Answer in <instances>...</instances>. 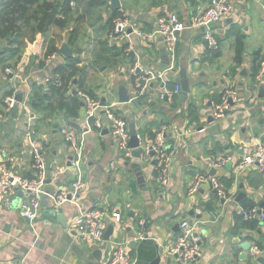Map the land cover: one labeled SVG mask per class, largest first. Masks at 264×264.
I'll list each match as a JSON object with an SVG mask.
<instances>
[{"label": "crops", "instance_id": "obj_1", "mask_svg": "<svg viewBox=\"0 0 264 264\" xmlns=\"http://www.w3.org/2000/svg\"><path fill=\"white\" fill-rule=\"evenodd\" d=\"M86 1L70 5L68 16L73 18L66 16L69 22L66 27L54 28L50 35L59 36V50L67 45L76 56L75 49H79L77 56L83 65L91 61L92 50L99 47L95 46L94 38L101 37L103 47L126 49L121 57H111L112 68L102 66L87 71L84 89L100 103L97 115L108 106L127 123V131L130 124L135 125L140 147L144 150L154 144L157 133L166 132L167 142L174 149L170 185L160 189L155 165H151V158H146L147 190L137 185L131 189V152L117 148L104 118L107 134L98 133L87 118L82 102L77 116L65 117L62 113L45 118L33 112L35 136L27 135V116L15 96L19 92L22 100L29 101L36 88L46 92L49 87L46 80L52 78L50 65L55 62L45 61V66L40 67L43 45L49 35L39 34L34 42L27 44L14 70L3 72L0 67V114L3 116L0 154L14 173L33 179L30 145H38L45 161L46 181L50 182H45L43 187L38 222L28 223L21 217L18 208L21 193L16 194L8 208L0 207V264H103L120 243L127 244V253L135 259V264H151L155 259L154 248L147 247L144 240L132 247L141 232V224L143 236L162 248L158 264H175L170 250L181 235L179 223L182 220L201 222L197 234L202 254L195 264H260L257 259H264V222L243 221L238 211L254 206L264 208V176L255 168L238 172L235 163L264 144V99L259 97V91L264 89V73L256 84L264 62V0L234 2L229 16L213 25L216 56L214 50L205 45L201 30L180 33L175 45V71L167 76L165 87L158 81L149 82L142 96L130 70L140 68L141 73L151 74L165 70L169 56L163 39L134 34L129 39L115 38L112 33L100 29L114 13H111L112 0H103L104 7L91 12L83 8ZM117 1L120 9L115 12L120 13L119 18L130 20L144 35L155 31L160 16L175 14L187 22L204 11L210 2ZM78 17L82 18L74 22ZM73 29L77 30V40L71 46L69 38ZM237 39L242 43L239 63L235 62ZM4 46L5 42H1L0 54ZM181 67L187 70L190 93L184 98L180 89L170 100L161 99L167 84L171 90L179 86L176 81ZM255 67L259 68L257 73ZM229 88L236 90L237 105L245 112L240 111L222 122L214 121L211 105ZM8 92L12 94L6 96ZM121 92L128 95L127 103L119 102ZM8 98L13 99L10 107L5 102ZM62 121L77 134L81 147L79 167L74 165L73 147L59 133ZM221 159L230 160L217 167ZM227 163H231V167L227 168ZM51 172H56L57 177L50 179ZM205 174L217 181L228 200H222L211 184L189 194L195 178ZM60 191L68 192L70 200L55 208L52 197ZM95 208L106 212V230L114 227L109 241L94 243L75 232L74 221L79 213ZM58 209L61 212L54 213L56 218L52 217L53 211ZM113 214L119 215V222ZM243 243L250 245L249 251L241 248Z\"/></svg>", "mask_w": 264, "mask_h": 264}, {"label": "built area", "instance_id": "obj_2", "mask_svg": "<svg viewBox=\"0 0 264 264\" xmlns=\"http://www.w3.org/2000/svg\"><path fill=\"white\" fill-rule=\"evenodd\" d=\"M238 1L239 0H210L204 11L191 17L187 22L182 21L175 14L160 16L157 18V27L155 31L150 35H144L142 32L135 29V26L130 20L126 18H117L114 21V28L112 31L113 37L129 39L133 34L139 37L146 36L147 38H153L155 36L161 37L169 56V65L165 70L158 74L141 73V71L137 72L138 68L130 70L131 75L135 77V85L139 90V95H144L145 86L149 82L158 81L165 87L167 76L172 75L175 71V45L177 36L180 33L184 31L201 30L203 38L208 43L209 48L216 50L217 42L212 36V27L214 24L228 17L232 9V3ZM71 6H74V4L71 3ZM128 31H131V33H128ZM46 61H62V59L54 54ZM9 73L11 74V72ZM263 73L264 62H262L261 70L256 78L257 85L260 82ZM48 81L50 80H46L47 83ZM141 82H143V84H140ZM179 93V86H176L173 90L164 88L163 93L161 94V99L167 98L170 100L173 96L178 95ZM79 96L86 108L85 113L87 118L94 120V128L98 133L104 130V118L108 123V133L116 142L117 148L121 151H127V144L129 141L127 123L118 117L112 111L111 107L108 106L103 107L102 114L97 115V111L101 109L100 103L89 98L85 94L79 93ZM237 99V92L235 89L229 88L223 91L219 101L211 105L212 119L217 122H222L237 115L240 111V113L245 112L242 107L237 105ZM12 101V98H8L5 101L8 107L11 106ZM20 106L24 114L27 116V135L30 137L35 136V131L32 127L34 117L29 107V101L24 98L20 103ZM2 118L3 116L0 114V120ZM59 133L63 139L73 147L76 158L74 165L79 167L81 160V147L78 142L77 134L75 131L69 129L67 123L64 121L61 122ZM30 148L33 160L32 169L35 172V178L33 179H25L14 173L8 167L4 156L0 154V207L8 208L16 194L21 193L22 200L18 207L19 213L28 223H32L38 218L40 213V200L44 195L43 187L47 179L45 176V161L41 154V148L34 143L30 145ZM149 151H153L154 153V156L151 159L155 163L156 182L160 189H166L170 185L174 149L168 144L165 131L162 130L157 133L153 145L146 146L145 153L148 154ZM229 160L230 159H221L217 162L216 166L221 167ZM248 168H255L264 176V144L259 145L252 153L243 155L240 160L235 163V170L238 172ZM56 177V172H51L49 175L50 179ZM207 184H211L222 200L226 201L229 199L228 195L220 188L217 181L208 174L198 175L195 178L190 187L189 194L196 193L201 186ZM73 188L75 190V186ZM68 196V192L65 191H60L54 195L52 197L54 207L58 208L65 204L68 201ZM238 213L243 221L264 222V208H258L256 206L239 208ZM105 216L106 212L97 208L80 212L74 221L75 232L79 237L90 239L94 243H101L107 227ZM113 218L117 222L120 221L118 214H113ZM200 224V221L187 220H182L179 223L181 235L170 250V255L175 258V264H195V262L201 257L202 247L197 234ZM142 227L141 224V232L135 237V242H140L144 238ZM103 264H135V259L127 253V244L120 243L108 254V257Z\"/></svg>", "mask_w": 264, "mask_h": 264}, {"label": "trees", "instance_id": "obj_3", "mask_svg": "<svg viewBox=\"0 0 264 264\" xmlns=\"http://www.w3.org/2000/svg\"><path fill=\"white\" fill-rule=\"evenodd\" d=\"M71 3L83 4V0H0V43L5 42L6 45L0 54L2 71L14 70L20 64L27 44L34 42L39 34L42 36L49 35L43 45V61L40 62V67H44L45 61L54 54L62 59L63 56L57 46L60 38L58 35H50V31L54 28L64 29L69 23L65 19L66 16L69 19L73 18L68 16L71 13ZM102 7H104L103 0H87L83 8L91 12ZM119 16V12L111 14L108 21L100 29L112 33L114 21ZM81 18L78 17L74 22ZM76 34L77 30L73 29L70 32L69 44L71 46L76 43ZM94 40L95 46L99 47L92 50L91 61L86 65H83L77 56L80 54L79 49H75L76 56L72 54L71 58L55 61L50 65L52 78L48 81V90L43 92L42 89L36 88L30 97L29 107L32 113L42 114L45 118L48 115L61 116L62 113H65V117L77 116L82 102L79 93L94 99V95L86 93L84 89L87 71L100 69L102 66L112 68L111 57L119 58L126 50L124 48L120 50L103 47L101 37L100 39L94 38ZM241 47L242 43L240 39H237L236 63H239L240 60ZM217 51L218 49L212 51L215 56ZM258 69L255 67L256 73ZM166 88L171 90L170 84H167ZM73 91L76 92V95L73 94ZM11 94L12 92H8L6 96ZM115 114L117 115L116 112ZM90 123L93 126L94 120L91 119Z\"/></svg>", "mask_w": 264, "mask_h": 264}, {"label": "water", "instance_id": "obj_4", "mask_svg": "<svg viewBox=\"0 0 264 264\" xmlns=\"http://www.w3.org/2000/svg\"><path fill=\"white\" fill-rule=\"evenodd\" d=\"M119 9H120L119 2L117 0H112L111 1V13L115 12V11H118ZM111 13H109V14H111ZM128 33H131V31H128ZM207 44L208 43H206L205 45H207ZM59 52L65 59H69V58L72 57V50L67 45H62L60 50H59ZM131 56H133V55H131ZM140 71H141V69L138 68L137 72H140ZM243 74H245V73H243ZM176 83L180 86L182 97L186 98L187 95L190 93L189 80L187 79V70H186V68H184V67L180 68ZM140 84H143V82H141ZM73 93H74V95H76V92H73ZM259 97L264 99V89L263 88L259 91ZM15 100L17 102H20V103L22 102V95L19 92L15 96ZM128 101H129L128 95L125 94L124 92H121L120 93L119 102L120 103H127ZM103 105L104 104L102 103V106ZM128 133H129V141H128V144H127V149L131 152L130 156L133 159V161L130 164V168H129L131 173H132V175H133V179L129 180L130 188L134 189L135 186L137 185V186H139L140 189H142L143 191H146L147 189L145 187V184H146V174H147L146 170H147V167H146V163H144V159L152 158L154 156V153H153V151H149L148 154H146L145 150L142 147H140L139 139L137 137L134 124H130L129 125ZM102 134L103 135L107 134V131L106 130L102 131ZM154 164H155L154 161H152L151 165H154ZM226 167L227 168L231 167V163H227ZM49 182H50L49 180L46 181V183H49ZM241 196H243V195H241ZM68 199L70 200V197H68ZM238 199L236 200V202L238 201ZM60 212H61V210H59V209L57 211L54 210L53 213H52L53 214L52 217L55 216L54 218H56L57 215L54 214V213H60ZM47 219L50 220L49 217H47ZM36 221L38 222L39 219L37 218L33 222H36ZM113 231H114V227L109 226L107 228V230L105 231L104 235H103V240L104 241H109V238L113 234ZM143 240L142 241L144 242V244L147 247L154 248V250H155V253H154L155 259H154V261H152L151 264H158L159 261H160V255L162 253V248H159L154 243V240H151L147 236H144ZM138 244H139V242H134V243H132V247H137ZM241 248L244 251H249L250 245L248 243H243L241 245ZM96 255H98V252H97ZM97 260H99V258ZM257 262L260 263V264H264V259L263 258H258Z\"/></svg>", "mask_w": 264, "mask_h": 264}]
</instances>
